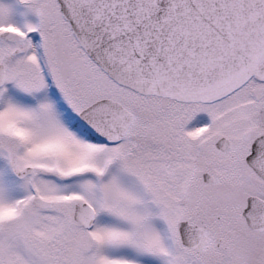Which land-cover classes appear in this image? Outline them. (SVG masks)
Returning <instances> with one entry per match:
<instances>
[{
  "label": "snow or ice",
  "instance_id": "6c2138e0",
  "mask_svg": "<svg viewBox=\"0 0 264 264\" xmlns=\"http://www.w3.org/2000/svg\"><path fill=\"white\" fill-rule=\"evenodd\" d=\"M0 264H264V0H0Z\"/></svg>",
  "mask_w": 264,
  "mask_h": 264
}]
</instances>
